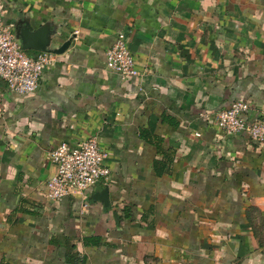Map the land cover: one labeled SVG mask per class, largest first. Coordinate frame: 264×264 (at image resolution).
Wrapping results in <instances>:
<instances>
[{
  "label": "crops",
  "instance_id": "obj_1",
  "mask_svg": "<svg viewBox=\"0 0 264 264\" xmlns=\"http://www.w3.org/2000/svg\"><path fill=\"white\" fill-rule=\"evenodd\" d=\"M0 16L72 42L33 95L0 81V264H264V144L211 120L236 101L264 117V0H0ZM120 33L138 77L106 69ZM92 137L110 182L52 201L50 151Z\"/></svg>",
  "mask_w": 264,
  "mask_h": 264
},
{
  "label": "built area",
  "instance_id": "obj_2",
  "mask_svg": "<svg viewBox=\"0 0 264 264\" xmlns=\"http://www.w3.org/2000/svg\"><path fill=\"white\" fill-rule=\"evenodd\" d=\"M55 54L40 52L32 56L17 40L14 27L4 23L0 16V81L8 89L22 96L33 95L39 87L44 71L56 63ZM106 69L123 79L139 76L136 60L129 48L125 34L118 35L117 42L105 53ZM3 93L0 87V111ZM251 105L236 101L231 108L211 116V120L221 131L234 135L245 133L251 139L264 144V117L249 122L247 115ZM107 153L92 137L77 147L66 143L57 145L50 151V159L56 165V173L47 184L48 196L52 201L80 196L98 183H108L111 169L105 164Z\"/></svg>",
  "mask_w": 264,
  "mask_h": 264
},
{
  "label": "water",
  "instance_id": "obj_3",
  "mask_svg": "<svg viewBox=\"0 0 264 264\" xmlns=\"http://www.w3.org/2000/svg\"><path fill=\"white\" fill-rule=\"evenodd\" d=\"M14 32L17 40L21 43L26 51L49 52L56 55L63 54L71 45V41L65 42L59 48H54L56 36L48 25H40L38 28L31 26L26 21L14 25ZM109 206V189L106 188L98 193L95 199Z\"/></svg>",
  "mask_w": 264,
  "mask_h": 264
}]
</instances>
